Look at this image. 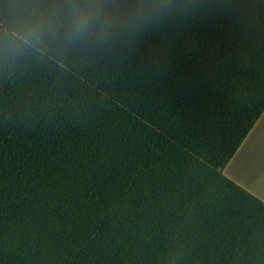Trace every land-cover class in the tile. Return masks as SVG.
Masks as SVG:
<instances>
[{"label": "trees", "instance_id": "trees-1", "mask_svg": "<svg viewBox=\"0 0 264 264\" xmlns=\"http://www.w3.org/2000/svg\"><path fill=\"white\" fill-rule=\"evenodd\" d=\"M263 110L264 0H0V264H264Z\"/></svg>", "mask_w": 264, "mask_h": 264}, {"label": "crops", "instance_id": "crops-1", "mask_svg": "<svg viewBox=\"0 0 264 264\" xmlns=\"http://www.w3.org/2000/svg\"><path fill=\"white\" fill-rule=\"evenodd\" d=\"M222 174L264 203V110L223 167Z\"/></svg>", "mask_w": 264, "mask_h": 264}, {"label": "clouds", "instance_id": "clouds-1", "mask_svg": "<svg viewBox=\"0 0 264 264\" xmlns=\"http://www.w3.org/2000/svg\"><path fill=\"white\" fill-rule=\"evenodd\" d=\"M93 9L91 7H85L76 3H71L67 9L68 14V37L72 40H78L84 37L88 30V24L91 22L90 17ZM29 30L27 38H20V43L24 46H34L38 43L43 35V21L39 24H34L32 21H28Z\"/></svg>", "mask_w": 264, "mask_h": 264}]
</instances>
